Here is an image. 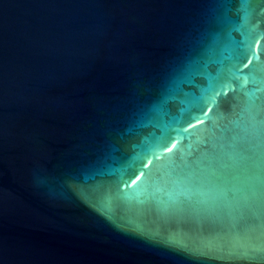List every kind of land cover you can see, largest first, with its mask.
<instances>
[{
    "label": "water",
    "instance_id": "1",
    "mask_svg": "<svg viewBox=\"0 0 264 264\" xmlns=\"http://www.w3.org/2000/svg\"><path fill=\"white\" fill-rule=\"evenodd\" d=\"M0 264H264V0H0Z\"/></svg>",
    "mask_w": 264,
    "mask_h": 264
},
{
    "label": "snow or ice",
    "instance_id": "2",
    "mask_svg": "<svg viewBox=\"0 0 264 264\" xmlns=\"http://www.w3.org/2000/svg\"><path fill=\"white\" fill-rule=\"evenodd\" d=\"M203 122H204L203 120L200 121V123H203ZM175 148H176V144L173 143V144H171L170 147H168L167 151H168V152H172L173 149H175ZM134 182H135V181H134Z\"/></svg>",
    "mask_w": 264,
    "mask_h": 264
}]
</instances>
